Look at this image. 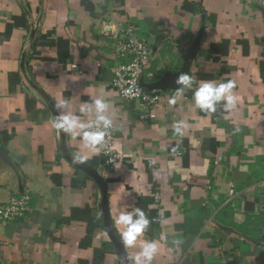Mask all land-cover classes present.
<instances>
[{"label": "crops", "instance_id": "1", "mask_svg": "<svg viewBox=\"0 0 264 264\" xmlns=\"http://www.w3.org/2000/svg\"><path fill=\"white\" fill-rule=\"evenodd\" d=\"M126 27L148 45L152 110L111 86ZM262 61L264 0H0V203L31 197L22 219L0 223V264H126L137 249L114 224L122 204L151 221L152 264H264ZM180 73L235 81L236 109L201 112L192 90L170 104ZM99 94L112 105L114 162L99 150L73 163L81 146L51 127L54 106Z\"/></svg>", "mask_w": 264, "mask_h": 264}, {"label": "clouds", "instance_id": "2", "mask_svg": "<svg viewBox=\"0 0 264 264\" xmlns=\"http://www.w3.org/2000/svg\"><path fill=\"white\" fill-rule=\"evenodd\" d=\"M175 83L179 87L176 89V94L170 97V104H175L176 97L183 95L187 90H192L193 107L207 114L216 113L218 107L225 113H231L239 103V97L233 92L235 81L232 80L197 81L194 75L180 73ZM137 94L138 91L131 88L124 92L125 96ZM111 107V101L104 94L97 95L91 102H82L77 110H73L64 98L57 101L54 108L58 114L52 117L50 125L58 133L66 134L79 142L81 147L73 155V163L83 164L90 155L97 154L104 147L106 138L113 128ZM189 127L184 119L172 124L175 135L179 137H183ZM234 131L238 132L239 129ZM150 223L145 211L139 207L122 204L116 208L114 224L124 248L137 249L133 255H125L126 264H152L159 251V242L143 238ZM164 239L166 237L162 236L161 240ZM175 243L178 244L179 241Z\"/></svg>", "mask_w": 264, "mask_h": 264}, {"label": "built area", "instance_id": "3", "mask_svg": "<svg viewBox=\"0 0 264 264\" xmlns=\"http://www.w3.org/2000/svg\"><path fill=\"white\" fill-rule=\"evenodd\" d=\"M116 56L120 59L113 69L111 86L119 97L138 103L143 110H152L160 102V94L155 89L145 88L142 83L143 63L148 58L149 49L146 41L142 39L133 27H126L120 31L115 46ZM76 68V65H72ZM138 91L137 95L125 96L127 89ZM114 127L110 130L106 143L100 150L107 155L106 163L114 162L113 152ZM31 197L22 194L11 196L8 201L0 203V223L13 222L22 219L30 210ZM3 255L0 241V258Z\"/></svg>", "mask_w": 264, "mask_h": 264}, {"label": "trees", "instance_id": "4", "mask_svg": "<svg viewBox=\"0 0 264 264\" xmlns=\"http://www.w3.org/2000/svg\"><path fill=\"white\" fill-rule=\"evenodd\" d=\"M184 7L182 6V9H183ZM194 10V9H193ZM192 10V11H193ZM247 44V43H246ZM245 48H247V46L245 47ZM245 51H246V49H245ZM260 68H261V70H262V72H264V61H262L261 63H260ZM82 264H83V262H82Z\"/></svg>", "mask_w": 264, "mask_h": 264}]
</instances>
